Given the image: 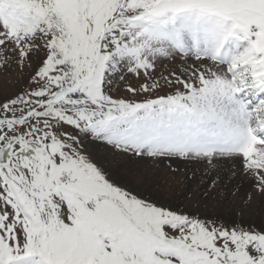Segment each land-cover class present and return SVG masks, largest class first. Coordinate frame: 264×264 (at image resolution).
Instances as JSON below:
<instances>
[{
  "label": "snow or ice",
  "instance_id": "obj_1",
  "mask_svg": "<svg viewBox=\"0 0 264 264\" xmlns=\"http://www.w3.org/2000/svg\"><path fill=\"white\" fill-rule=\"evenodd\" d=\"M10 61L29 72L0 100V264H264V220L187 211L86 148L264 197V0H0Z\"/></svg>",
  "mask_w": 264,
  "mask_h": 264
},
{
  "label": "rangeland",
  "instance_id": "obj_2",
  "mask_svg": "<svg viewBox=\"0 0 264 264\" xmlns=\"http://www.w3.org/2000/svg\"><path fill=\"white\" fill-rule=\"evenodd\" d=\"M29 69L23 73L10 61L0 67V100L16 95L25 85ZM117 95H123V86L116 85ZM87 151L110 172L126 178L142 189L152 191L157 197L183 207L190 212L207 216L227 217L243 214L245 217L264 220V197L253 192V199L245 203L251 190L250 181L236 177L231 181L221 180L209 188L215 173L204 165L183 162L129 159L114 153L106 144L89 142ZM227 176V172H221ZM239 186V190H237Z\"/></svg>",
  "mask_w": 264,
  "mask_h": 264
}]
</instances>
